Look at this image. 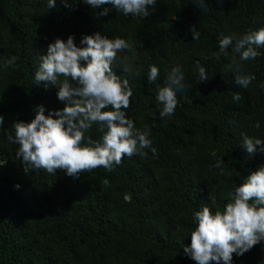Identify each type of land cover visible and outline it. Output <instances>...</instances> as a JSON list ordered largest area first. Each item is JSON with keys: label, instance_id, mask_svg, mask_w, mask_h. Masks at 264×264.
Returning a JSON list of instances; mask_svg holds the SVG:
<instances>
[{"label": "trees", "instance_id": "trees-1", "mask_svg": "<svg viewBox=\"0 0 264 264\" xmlns=\"http://www.w3.org/2000/svg\"><path fill=\"white\" fill-rule=\"evenodd\" d=\"M46 2L0 0V264H195L182 249L190 242L192 213L221 209L234 185L264 164V154L249 156L240 145L242 135L264 143V48L239 61L232 46L223 54L217 47L222 36L264 27V0H157L143 19L114 10L98 16L106 6L92 9L79 0L70 8L58 0L51 10ZM93 32L130 43L131 51L118 53L127 58V72L114 71L132 90L126 115L147 131L156 154L144 149L143 156L122 157L111 172L96 168L76 178L59 169L25 172L6 134L14 122L34 118L38 105L45 115L63 107L56 87L32 81L39 57L56 38L71 34L80 46L81 36ZM9 56L18 58L15 68L2 67ZM233 61L241 74L255 77L247 88L233 83ZM197 63L209 77L203 82ZM173 64L184 72L186 88L173 114L160 120L155 89ZM149 65L158 68L151 84ZM97 127L85 136L98 140ZM217 159L222 174L213 167ZM233 264H264V243L233 254Z\"/></svg>", "mask_w": 264, "mask_h": 264}, {"label": "clouds", "instance_id": "clouds-1", "mask_svg": "<svg viewBox=\"0 0 264 264\" xmlns=\"http://www.w3.org/2000/svg\"><path fill=\"white\" fill-rule=\"evenodd\" d=\"M58 0H47L46 7L51 10ZM77 0H59L65 8H70ZM92 9L101 8L98 16H105L110 10L124 17L146 18L154 10L157 0H79ZM202 4V0H196ZM192 40H198L199 31L190 26ZM79 45L74 43L73 35L64 40L56 38L47 45L39 57V63L32 75L34 85H49L57 88L56 99L63 107L48 110L45 115L43 105L35 108L30 121H16L12 133L6 134L10 144L17 145L15 158L29 169L53 175L62 170L65 175L78 177L92 169L103 168L111 172L121 163L122 157L144 155L149 149L153 155L147 131H140L132 118L126 115L132 90L127 78L121 79L114 68L127 72L126 57L118 53L131 51V45L120 37L108 38L100 32L82 35ZM232 46L239 54V61L255 59L258 51L264 48V27L249 30L239 37L222 36L217 41L218 54ZM16 56H9L2 67H16ZM233 83L247 88L252 75L241 74V64L233 61ZM198 82L209 77L203 66L196 64ZM158 68L149 65L146 79L154 83ZM264 86V85H262ZM186 88L185 75L178 64H173L167 72L162 86L155 89V110L160 120L170 117L177 105V94ZM234 99H239L235 96ZM110 109V110H105ZM4 123L0 116V126ZM97 125L98 140L85 136V132ZM259 122L254 127L259 128ZM83 141V143H82ZM249 156L264 154V143L259 138L242 135L240 143ZM5 163L0 159V166ZM222 160L217 159L213 167L220 169ZM107 184V180H105ZM14 187L19 188V185ZM125 203L130 201L124 195ZM193 227L187 233L190 242L183 245V253L195 264H233L236 257L258 244L264 243V164L245 175L239 186L234 185L228 200L221 209L210 211L201 206L192 213Z\"/></svg>", "mask_w": 264, "mask_h": 264}]
</instances>
